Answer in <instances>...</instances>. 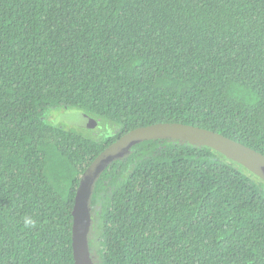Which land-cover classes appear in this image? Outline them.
I'll use <instances>...</instances> for the list:
<instances>
[{"label": "trees", "instance_id": "obj_1", "mask_svg": "<svg viewBox=\"0 0 264 264\" xmlns=\"http://www.w3.org/2000/svg\"><path fill=\"white\" fill-rule=\"evenodd\" d=\"M56 109L119 130L90 141ZM158 124L264 156V0H0V264H75L81 176ZM90 208L94 264H264V183L206 146L135 145Z\"/></svg>", "mask_w": 264, "mask_h": 264}, {"label": "water", "instance_id": "obj_2", "mask_svg": "<svg viewBox=\"0 0 264 264\" xmlns=\"http://www.w3.org/2000/svg\"><path fill=\"white\" fill-rule=\"evenodd\" d=\"M77 117L86 124H95L83 113H77ZM166 139L209 147L241 165L264 183V156L219 134L181 124H158L134 129L105 148L81 176L72 210V251L75 264H94L88 247L92 221L90 205L101 174L111 163L128 156L135 145Z\"/></svg>", "mask_w": 264, "mask_h": 264}, {"label": "rangeland", "instance_id": "obj_3", "mask_svg": "<svg viewBox=\"0 0 264 264\" xmlns=\"http://www.w3.org/2000/svg\"><path fill=\"white\" fill-rule=\"evenodd\" d=\"M75 109H56L47 112V123L67 131H72L83 138L95 142H103L109 136L114 135L119 126L103 117H90V121L95 124H86L77 117ZM117 130V131H116ZM116 131V132H115Z\"/></svg>", "mask_w": 264, "mask_h": 264}]
</instances>
